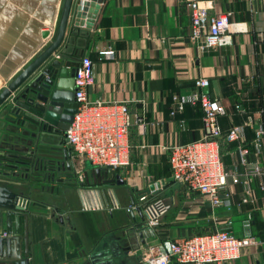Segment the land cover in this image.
<instances>
[{"label": "crops", "instance_id": "crops-1", "mask_svg": "<svg viewBox=\"0 0 264 264\" xmlns=\"http://www.w3.org/2000/svg\"><path fill=\"white\" fill-rule=\"evenodd\" d=\"M38 2L44 6L42 15L35 14L32 0H0V91L53 38L62 0ZM202 4L210 13L232 11L233 21L240 25L232 44L200 50L191 37L190 11L181 0H104L90 29L70 23L69 50L83 49L94 61L95 82L88 95L132 101L133 118L143 115L148 126L144 133L138 123L132 127L130 161L115 169L123 184L107 183V176L91 178L84 172L86 163L72 159L78 182L68 185L67 192L54 183L44 191V172L34 183L32 172L27 178H7L21 183L18 190L24 192L30 210V264H92L94 255L106 264H152L167 241L223 229L237 237L251 233L262 242L243 247L238 259L224 264H264V176L254 172V165L264 162V150L258 153L252 142L254 129L264 123V0ZM41 19L44 23L38 26ZM47 28L52 38L42 36ZM109 50L113 54L101 53ZM201 76L210 79V92L224 108L220 123L224 164L230 173L225 190L229 207L214 206L208 196L175 180L165 148L202 136L200 105L187 104L171 113L172 95L194 90ZM241 78L246 81L241 83ZM2 112L0 142L7 137L8 145H18L16 140L22 144V130L4 128ZM234 125H244L245 140L252 147L247 169L238 143L225 139ZM84 179L89 180L86 187ZM162 180L165 184L151 200L137 199L136 192ZM36 185L40 194L28 188ZM44 193L57 202H45ZM85 202L94 208H85ZM246 219L250 227L244 225ZM12 224L15 231L16 217Z\"/></svg>", "mask_w": 264, "mask_h": 264}, {"label": "built area", "instance_id": "built-area-1", "mask_svg": "<svg viewBox=\"0 0 264 264\" xmlns=\"http://www.w3.org/2000/svg\"><path fill=\"white\" fill-rule=\"evenodd\" d=\"M181 1L190 11L191 37L198 42L200 50L232 44L233 35L240 31L239 23L233 21L232 11L210 13L202 0ZM101 53L111 55L113 51ZM245 81L246 78H241L240 82ZM94 82V61L90 56L83 55L75 76L77 111L65 134L74 163L83 165L90 161L94 166L117 169L130 161L131 144L128 139L133 125L138 123L140 132L144 133L148 124L143 115L136 114L133 118L132 101L92 99L88 95V88ZM210 84L209 78L197 77L194 90L172 95V115L181 112L187 104L200 105L203 133L194 141L175 143L165 148L175 180L208 196L214 206L229 207L230 195L225 190L230 173L224 164V137L220 123L224 108L220 100L211 94ZM236 106L237 109L242 108L241 104ZM254 132L252 142L255 150L261 153L264 150V123ZM225 139L238 143L242 164L247 169L251 165L248 156L252 147L245 140L244 125H234ZM254 172L264 176V162L255 164ZM233 180L238 182L239 178L234 177ZM99 204L101 206L102 203ZM83 205L94 208L87 202ZM244 225L250 227V219H246ZM2 235H7V232L4 231ZM259 243L262 242L251 233L243 237H237L227 229L200 233L167 241L162 253L151 263L170 264L175 260L180 264H224L238 259L243 247Z\"/></svg>", "mask_w": 264, "mask_h": 264}, {"label": "water", "instance_id": "water-1", "mask_svg": "<svg viewBox=\"0 0 264 264\" xmlns=\"http://www.w3.org/2000/svg\"><path fill=\"white\" fill-rule=\"evenodd\" d=\"M103 2L62 0L53 38L0 91L4 128H19L24 135L22 144L16 140L18 145L14 144L13 148L8 145L7 137L0 142L1 149L10 151L0 150V264H30L31 255L28 203L24 192L18 190L21 183L7 178H27L31 172H44V162L56 164L58 169L65 165L72 168V151L67 146L69 140L65 132L77 111L75 76L84 50H69L67 32L70 23L90 29ZM50 35L51 29L43 30L44 38ZM84 168L91 178L107 176V183H124L112 166H94L88 161ZM162 183L165 184V180L152 183L135 196L142 202L151 200ZM13 217L18 223L15 231ZM4 231L7 235H2ZM139 234L142 236L143 232ZM91 259L92 264H106L99 262L95 255Z\"/></svg>", "mask_w": 264, "mask_h": 264}, {"label": "rangeland", "instance_id": "rangeland-1", "mask_svg": "<svg viewBox=\"0 0 264 264\" xmlns=\"http://www.w3.org/2000/svg\"><path fill=\"white\" fill-rule=\"evenodd\" d=\"M32 1L36 5V7H35L36 9L34 8L35 9L34 10L35 14H38V15L41 14L42 15L43 11H44V6L41 7L40 6L41 3L38 2V0H32ZM34 4L32 6H30V8L31 7L33 8ZM42 23H44V19H41V21L39 23L37 22L38 26H41ZM13 147L14 146H12V148ZM12 151H14V150H12ZM72 168L69 169L65 165L63 168L58 169L56 164H50V163L44 162V191H46L45 187L47 185H52L54 183L55 185L56 184L59 185L58 186L59 190L62 189L65 192H67V190H65V189H67L68 185H72L73 183L78 182V179H77L78 175L75 174L76 171H74V169H72ZM41 178H42L41 171L40 172H35L32 175L31 183L40 182ZM58 178L62 179V181L58 180ZM87 181H89V180L84 179V184H83L84 187L88 186L89 182H87ZM97 186H98V184H97ZM28 188L34 190L35 193L40 194V191L37 190V188H38L37 185L35 187L32 186V187H28ZM33 196L35 197L36 195H33ZM44 201L48 202V203H51V202L56 203L57 202V200L55 198H53L52 196L47 195L45 193H44ZM53 203H52V205H53Z\"/></svg>", "mask_w": 264, "mask_h": 264}, {"label": "flooded vegetation", "instance_id": "flooded-vegetation-1", "mask_svg": "<svg viewBox=\"0 0 264 264\" xmlns=\"http://www.w3.org/2000/svg\"><path fill=\"white\" fill-rule=\"evenodd\" d=\"M48 163H50V162H48ZM50 164H52V163H50ZM59 180V179H58Z\"/></svg>", "mask_w": 264, "mask_h": 264}]
</instances>
